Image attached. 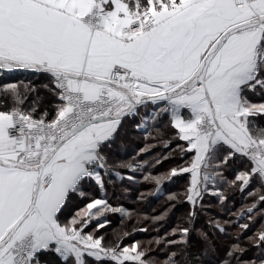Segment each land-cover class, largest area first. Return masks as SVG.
<instances>
[{"label":"snow or ice","instance_id":"6c2138e0","mask_svg":"<svg viewBox=\"0 0 264 264\" xmlns=\"http://www.w3.org/2000/svg\"><path fill=\"white\" fill-rule=\"evenodd\" d=\"M15 72L45 82L0 84V264H264V0H0V74ZM148 109L153 138L172 133L155 164L184 162L144 181L186 178L155 216L107 191L135 182L116 168L154 166L108 155ZM177 203L183 222L151 240L103 233L109 214L157 223Z\"/></svg>","mask_w":264,"mask_h":264},{"label":"trees","instance_id":"16d2710c","mask_svg":"<svg viewBox=\"0 0 264 264\" xmlns=\"http://www.w3.org/2000/svg\"><path fill=\"white\" fill-rule=\"evenodd\" d=\"M20 81H30L37 87H40L45 82L43 77H36L25 72L0 74V84ZM41 91L43 90L41 89ZM151 111V109L144 110L141 113V117L125 121L124 127L121 129L116 142L108 150L110 163H112L114 167L122 161H129L133 159L141 164L145 161H148L150 164H154L151 168L145 166L144 168L137 169L134 172L116 168V170L120 171L125 177L133 176L135 182L128 179L118 180L113 176L111 178L113 184L109 185L107 189L109 201L113 204V206H123L134 214L140 213L141 215L147 216L160 215L166 208H169V201L167 200L168 194L182 191L186 183V178H174L171 182L164 183L158 193L157 187L154 183L144 181V175L149 171L153 175L163 174L169 172L170 169L175 167L177 164H183L184 162L183 160L173 156L172 158L163 160L160 164H155L156 157L168 156L171 152L170 148L164 147V141L167 140L172 133L171 131H167L162 138H153L158 136L156 127L153 126L154 122L148 119L145 125V121L142 119V117L150 116ZM137 124L142 125V129L144 126H147V132L142 129L137 130ZM161 132H164V130L161 129ZM171 147L175 148V143H173ZM146 148L147 150L145 152H141V149ZM89 191L91 195H100L98 190L90 189ZM142 193L144 196L143 199H140ZM244 195L240 192L235 193L234 200L232 201L235 205L232 209L233 212L240 209L242 203L245 202ZM248 202L250 203V201ZM205 203L215 206L217 202L212 197H206ZM188 209V204L177 203L175 207H171L167 215L157 223H153L151 220H138L135 215L131 220L125 217L121 223L122 218L120 214H109L108 218L111 221V225L106 227L103 230V233H107L109 237H111L113 230L120 231L123 229L133 233L130 239L125 240V243H130L131 240L146 242L155 238L157 235H163L165 231L170 230L177 223L183 222ZM244 222L245 221L243 220L240 221V223ZM197 223L198 226L204 223L203 214ZM256 227H259V225H256ZM143 229H147V231H143ZM248 235H251V233H248ZM192 241L193 243L198 241V237L195 233H193Z\"/></svg>","mask_w":264,"mask_h":264}]
</instances>
